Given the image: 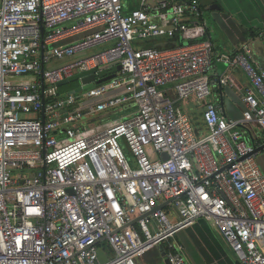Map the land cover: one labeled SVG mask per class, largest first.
<instances>
[{
  "label": "built area",
  "instance_id": "1",
  "mask_svg": "<svg viewBox=\"0 0 264 264\" xmlns=\"http://www.w3.org/2000/svg\"><path fill=\"white\" fill-rule=\"evenodd\" d=\"M206 33L188 0L129 13L122 0H0V264H137L158 246L188 264L176 236L199 219L236 264H264V70L247 51L218 56ZM161 39L182 45L148 46ZM216 62L241 66L250 87L239 119L207 103L197 139L176 104L211 96ZM91 71L90 87L59 93ZM120 105L128 116L85 133L89 115Z\"/></svg>",
  "mask_w": 264,
  "mask_h": 264
},
{
  "label": "crops",
  "instance_id": "2",
  "mask_svg": "<svg viewBox=\"0 0 264 264\" xmlns=\"http://www.w3.org/2000/svg\"><path fill=\"white\" fill-rule=\"evenodd\" d=\"M202 10V21L207 33L205 44L218 56L232 57L235 54L248 52L250 62L264 70V0H194ZM125 13L139 8H126ZM163 51L172 50L181 42L168 39L156 40L148 46ZM212 94L196 106L195 118L199 134L206 136L208 129L204 123L203 112L209 102L218 104L222 115L229 119H239L243 110L242 97L250 87L249 79L241 66H229L216 62L209 75ZM224 79L225 84L219 81ZM166 90L169 87L165 88ZM182 100L176 104L180 114L187 108ZM130 106H126V110ZM129 113V112H128ZM108 116V115H107ZM189 120V119H188ZM202 138V137H201ZM176 242L183 247L188 264H236L229 247L224 243L212 225L199 219L194 226L176 236ZM264 251V246H263ZM137 264H169L164 246H158L137 259Z\"/></svg>",
  "mask_w": 264,
  "mask_h": 264
},
{
  "label": "rangeland",
  "instance_id": "3",
  "mask_svg": "<svg viewBox=\"0 0 264 264\" xmlns=\"http://www.w3.org/2000/svg\"><path fill=\"white\" fill-rule=\"evenodd\" d=\"M123 2L125 4L126 8H128V7L133 8L140 2V0H123ZM99 51H100L99 49L90 50V51L84 53L83 57L90 56L92 54H96ZM29 81H30V77H28V76L27 77H20V78H17L16 80H14V82H16L18 84H23V83H26ZM80 86H81V82L79 80H75V81L69 82V83L61 86L59 88V93L61 95H65L68 93L77 92L79 90ZM202 102H204V101H202ZM202 102H201V100H198L193 96L184 101V103H186L185 107L187 108L185 113L189 117L188 118L189 123H190V125L193 129V132H194L197 139H199L203 136H201L199 134V126L196 122L198 120L195 118L194 113L197 111L196 110L197 104L202 103ZM129 111H130L129 109H128V111L126 110V105H120V106L115 107L112 110H109L107 113H96V114L89 115L86 118V122L88 124H86V132L85 133L91 134L93 132L107 128L108 126L113 125V124L117 123L118 121H120L122 119V117L128 116ZM23 117L24 118H33L34 116L32 114L31 115L28 114V115H25ZM123 146L125 148L124 150L126 152V157L128 158V160L129 159L131 160L132 158H131V155L129 154L128 147L125 145H123ZM262 160H263L262 155H260L258 157V163L260 164V162H262Z\"/></svg>",
  "mask_w": 264,
  "mask_h": 264
},
{
  "label": "water",
  "instance_id": "4",
  "mask_svg": "<svg viewBox=\"0 0 264 264\" xmlns=\"http://www.w3.org/2000/svg\"><path fill=\"white\" fill-rule=\"evenodd\" d=\"M188 1H194V0H188ZM120 70V66L119 65H115V66H112L111 69L109 71H103V72H100L98 74V78L99 80L97 81V83H102V82H106V81H110L112 79H114L116 77V73ZM95 72L94 71H91V72H85V73H81V74H78V75H75L73 76L72 78L68 79V80H64L62 82H60L57 86L58 87H61L69 82H72V81H75V80H79L83 85H85L84 88H88L90 87V83H92L95 79L94 77V74ZM80 91V89L78 90ZM264 149V146H262L261 148L259 149H256L254 151V153L256 152H259L261 150ZM162 158L163 160H166L167 157L166 155H162ZM166 204H163V205H160L156 208V210H160L162 209ZM138 220H135L133 223H136Z\"/></svg>",
  "mask_w": 264,
  "mask_h": 264
}]
</instances>
